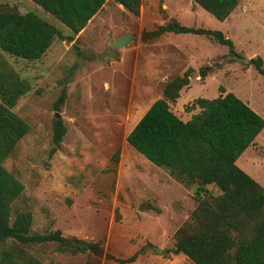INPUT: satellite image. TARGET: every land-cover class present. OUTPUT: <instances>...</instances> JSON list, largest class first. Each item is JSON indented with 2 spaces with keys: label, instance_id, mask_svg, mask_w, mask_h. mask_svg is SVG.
<instances>
[{
  "label": "rangeland",
  "instance_id": "1",
  "mask_svg": "<svg viewBox=\"0 0 264 264\" xmlns=\"http://www.w3.org/2000/svg\"><path fill=\"white\" fill-rule=\"evenodd\" d=\"M238 2L236 11L222 22L198 8L202 16L185 20V25L226 34L235 53L245 60L259 57L264 67V0ZM164 3L181 2L142 0L133 16L112 0H104L68 42L70 34L64 26L25 0H0V6L45 20L68 42L54 40L33 61L0 51V74L14 76L28 89L12 108L28 130L2 162L23 186L11 203V217L28 211L31 233L57 231L66 248L80 241L101 249L95 257L90 250L61 251L56 242L26 246L27 254L42 264H119L116 259L132 255L134 261L125 264H192L181 254H157L148 247L171 248L175 230L195 206L194 187L178 183L125 141L171 78L192 70L188 86L169 104L183 122L197 112L186 109L197 98L213 99L227 92L264 121V77L252 65L229 59L227 47L204 36L148 37L165 24H161L165 15L160 8ZM242 6L246 8L241 10ZM126 33L131 40L112 59H95L114 38ZM203 66L212 69L199 80L197 70ZM53 119L62 122L65 134L49 156ZM235 165L264 188V127ZM145 204L150 209H142Z\"/></svg>",
  "mask_w": 264,
  "mask_h": 264
},
{
  "label": "trees",
  "instance_id": "2",
  "mask_svg": "<svg viewBox=\"0 0 264 264\" xmlns=\"http://www.w3.org/2000/svg\"><path fill=\"white\" fill-rule=\"evenodd\" d=\"M43 14L59 22L72 39L101 8L104 0H25ZM219 22L224 21L237 0H190ZM133 16L139 12L140 0H112ZM164 33L204 36L234 52L230 40L219 31L181 26L171 20L159 26L148 37ZM54 40H64L53 25L31 14H20L16 8L0 6V51L13 58L39 59ZM260 76L264 67L259 57L248 60ZM211 66L197 70L203 80ZM191 69L168 80L161 98L153 101L126 135V143L156 167L166 169L178 183L194 187V208L174 232L171 248L163 255L181 254L192 264H264V188L242 172L237 158L247 149L264 127V121L232 93L213 99L197 98L187 110L197 109L187 121H181L170 110L179 91L188 86ZM27 86L12 75L0 74V264H42L27 254L26 246L56 242L61 251L90 250L99 257L101 249L86 246L64 247L57 231L46 234L30 232L32 215L21 211L11 217V203L21 194L22 184L2 166L18 141L26 134L27 124L12 108L27 92ZM63 92L57 100L61 103ZM57 110V109H56ZM65 127L52 120L49 156L60 146ZM142 209H150L145 204ZM152 209V208H151ZM157 211V210H155ZM116 259L119 264L131 263ZM87 262L86 264H89Z\"/></svg>",
  "mask_w": 264,
  "mask_h": 264
},
{
  "label": "crops",
  "instance_id": "3",
  "mask_svg": "<svg viewBox=\"0 0 264 264\" xmlns=\"http://www.w3.org/2000/svg\"><path fill=\"white\" fill-rule=\"evenodd\" d=\"M141 2H142V0H140V5H139V11H140V8H141ZM180 5H171V4H166V3H164L160 8L161 9H163V15H165V19H162V21H161V24L162 23H164V21H165V24L167 23V22H169V21H171V20H173V21H175L176 23H178L179 25H181V24H184V26L185 27H187L185 24V20H193L195 17H199V16H202V14H201V12H199L197 9L199 8L197 5H195V4H193L190 0H186V2H185V0H184V2L183 1H181L180 0ZM238 4H239V2H238V0H237V5H236V7H238ZM147 6H148V4H147ZM121 7V6H120ZM235 7V8H236ZM122 8V7H121ZM233 9V11L227 16V18L230 16V15H232V13L233 12H235L236 11V9ZM246 7H244V6H242L241 7V10L243 9H245ZM201 9V8H200ZM100 10V9H99ZM21 14V13H20ZM226 18V19H227ZM225 19V20H226ZM90 20V19H89ZM182 22V23H181ZM184 22V23H183ZM164 24H162V26H163ZM63 26V25H62ZM181 26H183V25H181ZM85 27V26H84ZM57 29V28H56ZM68 32H69V30L67 29V28H65ZM58 30V29H57ZM83 30V29H82ZM60 31V30H59ZM80 32V31H79ZM78 32V33H79ZM60 33H61V31H60ZM77 33V34H78ZM62 34V33H61ZM69 34H70V32H69ZM127 34V33H126ZM128 34H130V33H128ZM164 34H166V33H164ZM223 34V33H222ZM124 35V34H123ZM131 35V34H130ZM224 36H226V34H223ZM62 36H63V38H64V40H61V41H66L67 42V40H65V35H63L62 34ZM66 36H68V35H66ZM70 36V35H69ZM76 35H74L73 37H72V39L75 37ZM122 36V35H121ZM163 36V35H162ZM161 36V37H162ZM196 36V35H195ZM198 36V35H197ZM119 37V36H118ZM160 37V36H159ZM117 38V37H116ZM131 38H132V36H131ZM72 39H69L68 40V42H70V41H72ZM115 39V38H114ZM67 42V43H68ZM117 51V50H116ZM116 51H115V53H116Z\"/></svg>",
  "mask_w": 264,
  "mask_h": 264
},
{
  "label": "water",
  "instance_id": "4",
  "mask_svg": "<svg viewBox=\"0 0 264 264\" xmlns=\"http://www.w3.org/2000/svg\"><path fill=\"white\" fill-rule=\"evenodd\" d=\"M130 40H131V35L128 34V33L113 39L109 43L106 52L102 56L95 57V59L100 60V61L112 59L114 57V55H115V51L117 49H120V48L124 47ZM229 59L241 61L244 64L248 63V60H245V59H242V58H238L236 56H232ZM73 244L75 246H86V243L80 242V241H76ZM148 249L153 251V252H155V253H157V254H160L162 252L160 249H157V248H155L153 246H149Z\"/></svg>",
  "mask_w": 264,
  "mask_h": 264
}]
</instances>
